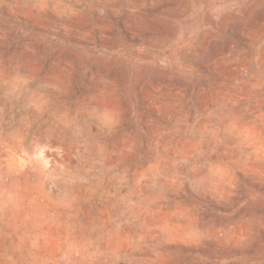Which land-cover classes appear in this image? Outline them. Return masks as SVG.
<instances>
[{"label":"rangeland","instance_id":"374dc122","mask_svg":"<svg viewBox=\"0 0 264 264\" xmlns=\"http://www.w3.org/2000/svg\"><path fill=\"white\" fill-rule=\"evenodd\" d=\"M0 264H264V0H0Z\"/></svg>","mask_w":264,"mask_h":264},{"label":"bare ground","instance_id":"6f19581e","mask_svg":"<svg viewBox=\"0 0 264 264\" xmlns=\"http://www.w3.org/2000/svg\"><path fill=\"white\" fill-rule=\"evenodd\" d=\"M14 197V196H13Z\"/></svg>","mask_w":264,"mask_h":264}]
</instances>
